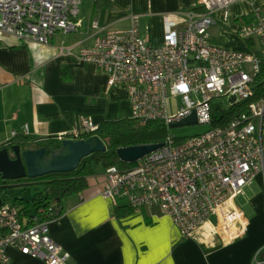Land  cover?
I'll return each instance as SVG.
<instances>
[{
	"label": "built area",
	"instance_id": "2783aa9c",
	"mask_svg": "<svg viewBox=\"0 0 264 264\" xmlns=\"http://www.w3.org/2000/svg\"><path fill=\"white\" fill-rule=\"evenodd\" d=\"M206 10L190 11L186 24L165 17L164 42L155 44L141 33L138 14L125 30H100L94 41L79 49L82 62L106 72L111 85L128 88L130 117L144 125L160 120L168 127L163 145L129 166L109 165L104 197H122L134 208L158 206L182 235L188 236L217 216L228 239L247 234L251 221L239 195L259 178L264 197V13L240 21L237 34L255 49L239 50L211 39V27L230 18V5L246 0H201ZM82 0H0V33L23 42L49 43L57 32H74L88 19L80 13ZM92 27L100 29L97 20ZM230 96L234 97L230 101ZM233 111L226 122L214 123V107ZM219 110V109H218ZM195 114V122L211 123L202 133L177 137L169 127ZM89 114L78 127L55 139L86 138L98 129ZM15 134V132H13ZM44 207L26 224L11 201L0 203V254L6 248L43 260L69 264V254L49 232Z\"/></svg>",
	"mask_w": 264,
	"mask_h": 264
},
{
	"label": "crops",
	"instance_id": "0c3cea01",
	"mask_svg": "<svg viewBox=\"0 0 264 264\" xmlns=\"http://www.w3.org/2000/svg\"><path fill=\"white\" fill-rule=\"evenodd\" d=\"M237 2L249 5L248 0ZM93 4L89 0L83 10L80 4L88 21L79 30L59 31L46 44L0 33V145L17 134L34 137L35 143L54 138L78 127L81 114L99 124L130 116L127 86L109 84L106 72L82 62L80 47L91 44L101 29L129 28L131 14L139 15L141 33L160 44L166 16L181 28L190 11L200 12L194 9L197 0H107L98 10ZM253 7L230 11L227 21L215 12L211 39L234 49H255L236 32L244 14L254 17ZM91 20L99 22V30ZM108 184L105 170L89 175L84 188L63 200V213L48 221L51 237L69 254V264H264L263 194L254 217L243 208L251 221L247 234L228 239L214 215L188 236L158 206L129 204L130 213L117 216L116 200L102 195ZM6 250L10 260L3 262L0 254V264H46L13 246Z\"/></svg>",
	"mask_w": 264,
	"mask_h": 264
},
{
	"label": "trees",
	"instance_id": "16d2710c",
	"mask_svg": "<svg viewBox=\"0 0 264 264\" xmlns=\"http://www.w3.org/2000/svg\"><path fill=\"white\" fill-rule=\"evenodd\" d=\"M107 0H94L93 9L98 10L101 6L106 5ZM194 9L203 12L206 10L201 0H197ZM252 12L244 14L241 19L251 20ZM231 107L230 110H223L214 107L215 115H217L214 123L226 122L233 111L242 108L241 103ZM219 109V110H218ZM222 124V123H220ZM168 131V127L160 120L150 121L147 124H140L130 116H120L116 119L105 120L99 124L98 129L91 133L85 134L86 137L98 135L106 145L104 151H95L83 157L79 165L67 172H51L37 177H22L18 179L5 178L0 173V199L1 202L11 201L19 208L20 219L27 224L33 214L38 209L44 207L47 212L40 218L54 219L63 213L62 202L70 194L80 191L86 186L87 177L99 171L105 170L109 165H118L120 167L129 166L134 162L122 161L118 154L117 148L125 145L158 142L162 141ZM33 143L32 147L49 145L51 149L60 146L61 141L50 138L35 143V138L17 134L0 146H11L20 144L22 147ZM32 186L34 192L30 198L20 196L21 191L17 195H12L10 191L13 187L24 189ZM24 187V188H23ZM19 190V189H18ZM115 212L117 216L130 213L132 207L122 197L115 199Z\"/></svg>",
	"mask_w": 264,
	"mask_h": 264
},
{
	"label": "water",
	"instance_id": "95a60500",
	"mask_svg": "<svg viewBox=\"0 0 264 264\" xmlns=\"http://www.w3.org/2000/svg\"><path fill=\"white\" fill-rule=\"evenodd\" d=\"M195 114L172 125L195 122ZM163 145V142H148L120 146L117 154L122 161L135 162L145 154ZM106 145L98 135L61 141L59 147L49 145L22 147L20 144L0 146V173L5 178L37 177L51 172H67L75 169L81 159L92 152L104 151ZM1 203V199H0Z\"/></svg>",
	"mask_w": 264,
	"mask_h": 264
},
{
	"label": "rangeland",
	"instance_id": "374dc122",
	"mask_svg": "<svg viewBox=\"0 0 264 264\" xmlns=\"http://www.w3.org/2000/svg\"><path fill=\"white\" fill-rule=\"evenodd\" d=\"M249 5L253 4L255 7H259L261 11L264 13V0H248ZM89 0H83L81 3V10H83L86 6H88ZM248 4L243 2H235L230 5V11L232 12H239L240 9L243 10ZM9 38H13L14 36L11 35H4ZM16 38V37H14ZM234 97L230 96V101H233ZM212 127L211 123H203V122H190V123H183L177 125H171L169 127V132L177 137L183 138L190 135H194L197 133H202ZM24 188V187H23ZM19 189V190H18ZM12 193L17 194L21 191V195L23 197H31L34 192V188L32 186L22 188L13 187L10 190ZM262 194L263 188L261 181L259 178L255 179L251 185H248L244 189V193L239 195L238 200L242 204L243 208L249 215V217H254L257 214L258 209L260 208V204L262 201Z\"/></svg>",
	"mask_w": 264,
	"mask_h": 264
}]
</instances>
